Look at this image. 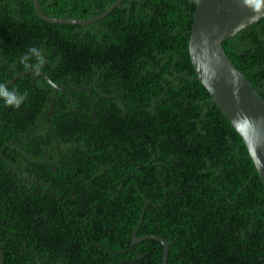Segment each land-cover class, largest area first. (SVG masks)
<instances>
[{"label": "trees", "instance_id": "trees-1", "mask_svg": "<svg viewBox=\"0 0 264 264\" xmlns=\"http://www.w3.org/2000/svg\"><path fill=\"white\" fill-rule=\"evenodd\" d=\"M115 1L39 3L49 17L90 19ZM198 1L124 0L78 24L0 0V84L43 72L0 89L3 264H162L161 241L132 243L142 217L138 235L170 242L167 264H264V183L191 60ZM223 48L264 97V17ZM10 165L42 171L55 194L86 176L87 195L21 191Z\"/></svg>", "mask_w": 264, "mask_h": 264}, {"label": "water", "instance_id": "water-1", "mask_svg": "<svg viewBox=\"0 0 264 264\" xmlns=\"http://www.w3.org/2000/svg\"><path fill=\"white\" fill-rule=\"evenodd\" d=\"M123 1L116 0L96 17L75 19L49 17L41 10L39 0H34L37 13L43 19L54 23L78 24H89L104 19ZM262 17L264 0H199L192 23L189 51L197 79L207 88L213 101L245 141L264 183V97L223 48V43L227 39ZM26 72L30 71L20 72L15 78ZM15 78L8 83L0 84V88L11 85ZM55 99L52 98L51 107ZM2 155L3 151L0 153V156ZM142 221L143 217L133 231L132 243L148 238L161 241L164 245L162 264H167L170 242L155 234L138 235ZM0 255V264H3L4 254L1 248Z\"/></svg>", "mask_w": 264, "mask_h": 264}, {"label": "flooded vegetation", "instance_id": "flooded-vegetation-1", "mask_svg": "<svg viewBox=\"0 0 264 264\" xmlns=\"http://www.w3.org/2000/svg\"><path fill=\"white\" fill-rule=\"evenodd\" d=\"M26 70H29L30 72H36V70H40V69H26ZM26 70H22V71H19L18 73L20 72H24ZM41 71V70H40ZM28 72V73H30ZM42 72V71H41ZM16 73V75L18 74ZM39 73V72H37ZM24 74V73H23ZM15 75V77H16ZM14 77V78H15ZM14 78H12L11 80H9L8 82L12 81ZM17 78H15V80L12 82L14 83L16 81ZM7 82V83H8ZM55 84V83H54ZM58 91H62L63 93H65V95L67 97H71V94L69 93L70 92V89L72 86H68V85H57L55 84ZM9 86V85H8ZM2 89V88H0ZM58 96V95H57ZM57 96H54V97H57ZM58 98L60 99V97L58 96ZM51 104V102H50ZM93 106H97V104L95 102H93ZM91 110L92 112H94V108L91 107ZM85 112H87V110H85ZM3 151V150H2ZM0 151V153L2 152ZM4 155V153H3ZM2 155V156H3ZM0 156V157H2ZM64 166V165H63ZM10 169L13 168V167H16L19 169V175L18 176H15L13 173L11 174V176L13 177L14 181L16 182V184L18 185L19 189L21 190V188H25V187H30L32 186V188L34 187L35 189H37L40 193H45L46 195H49L52 197L53 200H65L69 197H76L77 193L79 192V189L81 190L82 194L84 195V197L87 195L85 192H84V184L87 183V178L86 176H83L81 177V179H77L76 181V186L73 187L71 186L70 188H67L66 191L64 193H57L55 194V192L57 191L53 185L51 184V181L50 180H46L44 178H42L43 174L41 175H37L39 173H41L42 171H39L37 172L36 174H34L32 171H30L28 168H23V167H19V166H16V165H10L9 166ZM22 170H21V169ZM41 190H40V189ZM22 191V190H21ZM70 222L75 226V224L78 225L79 222H77V219L76 218H70ZM70 227V228H66L65 230L68 232V233H71L73 228H80V227ZM80 226V225H79ZM114 227H118V226H114ZM55 232V231H54ZM59 237V236H58ZM60 238V237H59ZM76 248H79L81 247V244L78 243V242H73L72 243ZM1 248V247H0ZM4 254V253H3ZM28 254L26 253L25 251V256H27ZM1 257V255H0ZM32 257V256H31ZM34 258V257H33ZM40 260H45V261H48V257L44 256V259H42V256H40L39 258ZM36 260V259H35ZM37 261V260H36ZM38 263V262H37Z\"/></svg>", "mask_w": 264, "mask_h": 264}, {"label": "clouds", "instance_id": "clouds-1", "mask_svg": "<svg viewBox=\"0 0 264 264\" xmlns=\"http://www.w3.org/2000/svg\"><path fill=\"white\" fill-rule=\"evenodd\" d=\"M5 95H8L7 93H5ZM15 101L16 106H19V103L22 102V98L20 100H16L15 97H12V99H10L8 102L11 104Z\"/></svg>", "mask_w": 264, "mask_h": 264}]
</instances>
